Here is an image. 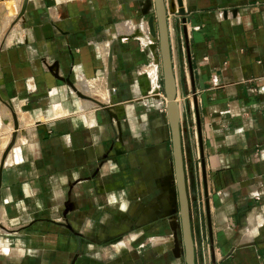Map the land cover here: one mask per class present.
Returning a JSON list of instances; mask_svg holds the SVG:
<instances>
[{
  "label": "crops",
  "instance_id": "crops-1",
  "mask_svg": "<svg viewBox=\"0 0 264 264\" xmlns=\"http://www.w3.org/2000/svg\"><path fill=\"white\" fill-rule=\"evenodd\" d=\"M21 2L0 0V98L18 123L0 264H184L171 253L170 132L145 0H28L16 21ZM182 3L185 34L177 18L169 42L195 264H264V0ZM12 132L0 102V157Z\"/></svg>",
  "mask_w": 264,
  "mask_h": 264
},
{
  "label": "water",
  "instance_id": "water-1",
  "mask_svg": "<svg viewBox=\"0 0 264 264\" xmlns=\"http://www.w3.org/2000/svg\"><path fill=\"white\" fill-rule=\"evenodd\" d=\"M28 0H22L19 12L16 16L18 21L25 13ZM145 8L143 10V16L147 17L145 25L149 36L152 39V45L150 49L155 52L158 51L160 67L162 73V90L165 98V113L167 124L170 132L171 142V171L172 182L168 185V200L171 202V212L168 215L170 218V230L172 232V250L171 253L174 258H182L184 264H195V250L194 242L191 231V218H190V204L186 188V175L182 156L181 145V132L179 128V118L182 106H184V96L180 93V86L178 80L175 79L173 72V65L171 61V49L169 42V27L173 28L176 24V19H180L179 22L182 25V33L185 34V24L187 17L191 13L190 8H184L182 0H145ZM153 9V15H149V10ZM53 68L49 71L53 72ZM53 77L60 82H64L72 92L80 99L88 101L95 105L97 108L103 109L109 116H111L108 107L103 105L89 96L79 93L74 85L65 78L59 77L57 71L53 72ZM182 100V104H178V100ZM0 102L6 106L10 112L13 132L11 134V140L6 146L5 150L0 157V178L1 171L5 162V159L13 147L16 132L18 130V123L15 112L13 109L3 102L0 98ZM196 112V110H195ZM196 118V130L199 142V158L201 168V181L204 186V197H206L205 189V170L202 156L200 129L198 117ZM205 215L207 219V225L210 229L209 209L207 200L204 201ZM205 250V246H204ZM207 264V262H205Z\"/></svg>",
  "mask_w": 264,
  "mask_h": 264
},
{
  "label": "built area",
  "instance_id": "built-area-1",
  "mask_svg": "<svg viewBox=\"0 0 264 264\" xmlns=\"http://www.w3.org/2000/svg\"><path fill=\"white\" fill-rule=\"evenodd\" d=\"M197 210L199 213L202 211V205L200 203H197Z\"/></svg>",
  "mask_w": 264,
  "mask_h": 264
},
{
  "label": "bare ground",
  "instance_id": "bare-ground-1",
  "mask_svg": "<svg viewBox=\"0 0 264 264\" xmlns=\"http://www.w3.org/2000/svg\"><path fill=\"white\" fill-rule=\"evenodd\" d=\"M6 20H8L7 18H6ZM7 23V22H6ZM4 25H5V23H4ZM5 28V27H4ZM3 30V29H2Z\"/></svg>",
  "mask_w": 264,
  "mask_h": 264
},
{
  "label": "rangeland",
  "instance_id": "rangeland-1",
  "mask_svg": "<svg viewBox=\"0 0 264 264\" xmlns=\"http://www.w3.org/2000/svg\"><path fill=\"white\" fill-rule=\"evenodd\" d=\"M11 15L13 16L14 14L12 13Z\"/></svg>",
  "mask_w": 264,
  "mask_h": 264
}]
</instances>
